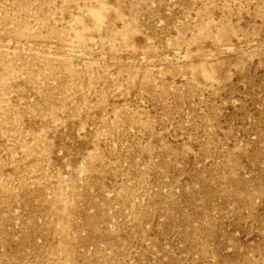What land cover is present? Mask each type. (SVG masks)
<instances>
[{"label":"rangeland","instance_id":"374dc122","mask_svg":"<svg viewBox=\"0 0 264 264\" xmlns=\"http://www.w3.org/2000/svg\"><path fill=\"white\" fill-rule=\"evenodd\" d=\"M0 264H264V0H0Z\"/></svg>","mask_w":264,"mask_h":264}]
</instances>
